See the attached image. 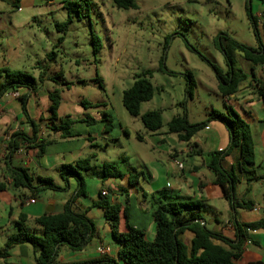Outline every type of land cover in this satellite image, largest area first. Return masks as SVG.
I'll return each instance as SVG.
<instances>
[{"label": "rangeland", "instance_id": "obj_1", "mask_svg": "<svg viewBox=\"0 0 264 264\" xmlns=\"http://www.w3.org/2000/svg\"><path fill=\"white\" fill-rule=\"evenodd\" d=\"M61 1L20 0V10L0 13L7 20L13 13L22 18L12 31L0 26V68L8 64L4 59L14 60L11 68H7L35 77L39 81L38 89L43 87L41 75L51 77L52 85L62 88L59 119L81 113L99 112L103 118L108 114L113 127L105 131V139L95 142L98 156L92 158V164L114 162L124 174L144 172L150 184L140 175L139 186L145 190L151 186L155 190L177 186L179 181L171 174L177 164L170 153L184 142L178 140L177 134L169 132L168 123L175 115L183 114L184 108L190 122L207 121L212 128L210 131L216 135L219 127L226 130L221 120L211 118V111L227 113L233 101L232 107L249 120L257 136V123H264L263 103L258 104L255 99L250 106L240 98L245 113L236 104L237 100L221 95L214 66L223 70L227 66L215 42L218 35L226 33L251 47L264 45V0H135L137 7L127 9L119 8L113 0H86L82 4L79 0L80 4L72 6V20L66 27L57 25L68 20V8ZM6 2L0 0V5ZM248 7L256 18V26L248 15ZM4 22L7 21L2 24ZM163 59L174 74L162 71ZM237 60L248 75L243 95L256 97L264 87V65H253L239 53ZM145 70L153 72L152 77L147 78L154 86V96L142 103L139 115L133 116L123 104V92ZM190 75L195 81L192 97L186 93ZM83 101L92 106L85 108ZM150 110L162 111L163 126L157 132L149 131L141 119V115ZM106 124L107 121L101 122L100 127L89 124L86 136L97 133L99 128L104 132ZM49 125H52L50 121ZM208 133L202 129L196 136ZM161 138L166 140L162 142ZM223 139L222 136L220 143ZM227 145L228 141L223 148ZM209 149H204V158H210ZM256 153L259 164L264 153L259 147ZM175 159L183 162L187 169L190 167L189 158ZM257 173L264 176V166L258 167ZM91 177L86 176V183ZM262 188L261 183L253 182L250 194L257 203L264 202ZM87 190L88 194L96 195L98 189L91 185ZM223 203L228 206L226 199ZM95 223L104 237L99 220L95 219ZM188 233L191 232L183 235L185 241Z\"/></svg>", "mask_w": 264, "mask_h": 264}, {"label": "trees", "instance_id": "obj_2", "mask_svg": "<svg viewBox=\"0 0 264 264\" xmlns=\"http://www.w3.org/2000/svg\"><path fill=\"white\" fill-rule=\"evenodd\" d=\"M20 0H15L14 7L18 8ZM86 1L82 0L81 4ZM119 8H135V0H113ZM80 4L79 0L64 1V7L68 8V20L58 26L66 27L72 20L73 5ZM248 15L256 26V18L248 7ZM255 35L260 40L258 30ZM216 46L225 56L227 69L223 70L214 66L218 79V89L221 95L226 98L235 94L240 85L248 79L247 73L239 66L238 53L253 65H264V45L251 47L239 42L226 33L217 36ZM95 50L96 47H95ZM162 71L174 74L165 66L162 60ZM152 70H145L138 76L131 87L123 92V104L127 111L137 116L140 114L143 102L151 100L154 96V86L149 77H152ZM186 93L193 96L195 81L190 75ZM44 77L40 76L42 82ZM102 86V84H101ZM39 81L23 72L12 71L7 67L0 68V97L7 92L16 91L19 88H28L35 92L38 90ZM264 102V87L259 92ZM28 95L20 96L25 116L33 127L34 134L29 136L25 132L14 133L8 144L7 170L13 179L16 187L26 188L33 197H37L45 190L63 191L68 190L71 178L77 181V187L64 205L61 212L52 214L46 213L35 218L34 222L41 229V233H35L25 224L26 216L17 222L18 232L11 235L5 246L0 248V256L10 255V250L23 243H29L35 254L36 264H58L57 259L63 248L73 252L84 250L97 236V229L93 219L88 213L75 209V202L81 196H87L86 173L95 169L91 157L81 158L75 163L63 164L60 166L59 174L64 184L58 185L53 178L47 176H34L26 167L16 166L11 163L14 152L19 148L21 140L34 144L39 148L40 153L50 142L37 143L39 122L31 118L28 110ZM51 105L49 118L52 125H48L53 131L60 132L62 138L76 136L71 131L73 120L69 117L59 119L58 111L61 106V89H55L50 93ZM82 105L89 108L92 104L83 101ZM227 113L213 109L211 118L221 120L228 132V145L225 148L210 153L209 167L215 173L214 184L221 187L224 198L228 201L232 214V221L235 228V238L226 236L221 232L214 231L207 226L205 212L210 206L204 200H176L162 201L155 204L152 216L157 223V233L153 241L146 238L144 229L133 226L129 223V206L119 202H112L108 195L100 191V197L93 203V206L103 210L104 216L109 223L113 238L119 244L117 257L125 264H239L238 260L243 254V243L249 238L250 230L264 229V217L258 221L240 223L236 214L239 209H253L255 202L247 198L251 192V182L257 181L264 176L257 173L255 142L250 122L243 118L234 107L229 106ZM232 114H231V113ZM105 114V131L113 127L112 119ZM144 126L151 132H157L163 126L161 110H150L141 115ZM90 122V121H89ZM208 125L207 121L192 123L188 118L187 109L184 113L175 115L168 123V130L177 134L183 142L191 141L202 129ZM126 132V130H125ZM141 140L142 137L139 136ZM230 155H237V160L231 165H226V158ZM103 181L109 179L127 178L129 185L138 187L139 177L142 172L124 174L113 162H104L101 165ZM245 181L248 186L244 195L240 198L237 187ZM2 182H0V190ZM125 218L126 229L121 230V220ZM186 232H191L193 237L190 243L183 239ZM72 264H117V259L105 257L103 259L89 260ZM247 264H264L262 260L251 261Z\"/></svg>", "mask_w": 264, "mask_h": 264}, {"label": "crops", "instance_id": "obj_3", "mask_svg": "<svg viewBox=\"0 0 264 264\" xmlns=\"http://www.w3.org/2000/svg\"><path fill=\"white\" fill-rule=\"evenodd\" d=\"M6 1V5H0V13H3L2 15H4L5 11L14 12L15 10L21 9L20 1L18 3V8L14 7L15 0ZM64 1L65 0L61 1L63 6ZM21 19L22 18L17 16L16 13L8 16L9 22L3 16H0V26L12 31L14 27L20 25ZM3 21H7L9 26L7 25V22L2 24ZM4 62L8 63L6 64V67L11 68L10 65L14 60L4 59ZM50 78L51 77L45 75L44 80L42 81L43 87L35 92L28 88H19L14 92H7L0 97V182H2V189L0 190V248L5 246L11 235L18 232L17 222L23 220V215L26 216L25 224L35 233L40 234L41 229L35 225V218L46 213L56 214L61 212L65 203L77 187V181L74 178H71L68 190H45L37 197H33L28 189L16 187L14 185L13 179L7 170V155L9 153L8 144L11 140V136L18 132H25L29 136H33L34 134L33 127L23 112L20 96H29L28 110L32 119L36 122L44 119L43 122H40L38 128L37 143L40 144L41 142L48 141L50 143L45 146L44 152L41 154L39 148L34 144H29L28 142H23L21 140L19 148L14 152L10 160L13 165L28 168L35 177L39 175L51 177L56 184L63 185L64 182L59 174L60 166L63 164L75 163L78 159L92 155L97 157V149H94L96 146L95 142L99 139H105V136H103L106 135L105 129L103 132L102 128H99L100 130L97 133L86 136V128L89 124L100 127L101 122L104 121L103 114L99 112L90 114L81 113L76 117L67 116L74 121L71 126V131L76 136L73 137L62 138L60 132H55L48 126L49 118L51 116V112L49 111L51 105L50 93L57 88L52 85ZM246 82L247 81L245 80L240 85L239 90L228 98H230V100L231 98L237 100L236 104L240 106L245 113H247V111L242 103H240V98H243L245 103H250V106L255 103L256 99L258 104L263 103L262 106L264 110V102L259 93L256 97L249 98H245L243 95L242 92L247 89ZM253 92L254 91H252V93ZM13 93L17 94L14 95ZM230 103V105L233 106V101H230ZM79 125L80 128H77ZM256 127L258 128L257 136H254L252 132L255 142V153L257 147H259L261 152L264 153V123H257ZM204 130L210 133L203 137L195 136L191 141L184 142L183 146L180 148H174L170 153L173 159L185 156L186 158H189L191 162L188 169L186 166H184V169H179L177 166L176 169L172 170L171 174L178 179L179 183L177 186L171 187L170 189H167L166 187L162 188V190H155V188L151 186V189L145 190L140 186L135 187L129 185L127 178H112L103 181L101 169L102 164H93L95 169L85 172V175L92 176V179L89 182L87 181V188L90 189L91 185L96 186L98 189L97 194L94 195L90 192L87 196L77 198L75 209L80 212L86 211L93 219L94 223L95 219H98L102 229L105 231V235L104 237H101L100 232L97 231V236L82 251L73 252L63 248L57 259V263L72 264L103 259L105 257L99 253V248L103 246L109 250L110 258L117 259V264H125L117 257L119 244L112 236L109 223L104 216L103 210L93 206V203L100 197V191L103 192V190H106L107 188V195L112 202H119L123 205L129 206V223L133 226L144 229L146 232V238L150 241L155 239L157 233V223L152 216L155 204L159 201H176L185 199L204 200L210 206V208L204 213L207 220V226L214 231L235 238V228L232 221L233 211L231 210L229 203L228 206L223 205L225 204L223 203L225 198L221 187L214 184L215 173L209 167L210 158H204V149L206 147H210L211 150L209 149V152L223 148L227 141H229L228 132L225 128L227 132L226 134L224 129L219 127V129L216 130L215 135L210 131L212 130L210 125H207ZM222 136L225 140L223 139L224 141L220 143ZM165 140L166 138H161L162 142ZM105 144L106 146L109 145L107 141H105ZM188 144H194L196 151L185 153L184 149ZM200 158L202 159L201 161ZM236 160L237 155H230L226 158L225 163L227 166H231ZM257 165L258 167L264 166V154H262L260 163ZM141 176H143V180L146 183L150 184L144 172H142ZM152 177L153 176L149 173V178L152 179ZM257 181L263 186L261 194L264 195V178ZM253 182H251V187ZM167 185L169 184L167 183ZM247 186L248 184L245 181L238 185L237 193L240 198L244 195ZM258 194H260L259 190ZM248 198L255 202V206L251 210L242 208L238 210L236 217L240 223L258 221L264 217V202L257 203L251 197V194L248 195ZM31 199H34L35 202L31 203ZM249 211L252 212L251 215L248 213ZM106 227L109 228L106 229ZM120 229H126L125 218H122L121 220ZM188 234L186 242L190 243L193 234ZM256 260L264 261V229L249 231V238L243 243V254L238 260V263L247 264ZM0 264H36V254L29 243L19 244L10 250V255L6 257L0 256Z\"/></svg>", "mask_w": 264, "mask_h": 264}, {"label": "built area", "instance_id": "obj_4", "mask_svg": "<svg viewBox=\"0 0 264 264\" xmlns=\"http://www.w3.org/2000/svg\"><path fill=\"white\" fill-rule=\"evenodd\" d=\"M13 92H14V91H13ZM13 94L16 95L17 93H13ZM195 148H196V147H195L194 144H188V145L186 146V148L184 149V151H185V153L195 152V150H196ZM174 160H175V163L177 164V166L179 167V169H184V163H183V162L179 161L178 159H174ZM103 194H104V195H107V191H106V190H103ZM30 202H31V203H34L35 200H34V199H31ZM99 253H100L101 255H103L104 257H109V254H110L109 250H108L107 248L103 247V246H101V247L99 248Z\"/></svg>", "mask_w": 264, "mask_h": 264}]
</instances>
